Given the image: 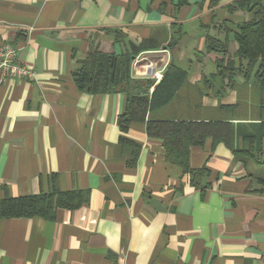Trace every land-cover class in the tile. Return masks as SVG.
Listing matches in <instances>:
<instances>
[{
    "label": "crops",
    "instance_id": "crops-1",
    "mask_svg": "<svg viewBox=\"0 0 264 264\" xmlns=\"http://www.w3.org/2000/svg\"><path fill=\"white\" fill-rule=\"evenodd\" d=\"M232 1L0 0V43L15 44L18 59L36 72L35 81L0 84V198L88 192L80 207L58 208L53 219H0V264H264V164L207 137L189 149V166L207 170L195 187L144 122L120 131L124 92L83 91L71 75L94 49L131 57L156 50L149 56L182 69L185 80L147 120L227 117L238 93H222V54L205 43L207 36L225 43L224 57L238 66L234 32L249 12L228 10ZM142 40L148 49H138ZM146 85L135 91L151 94L155 85ZM120 135L140 144L134 164ZM234 142L240 146V136Z\"/></svg>",
    "mask_w": 264,
    "mask_h": 264
},
{
    "label": "trees",
    "instance_id": "trees-1",
    "mask_svg": "<svg viewBox=\"0 0 264 264\" xmlns=\"http://www.w3.org/2000/svg\"><path fill=\"white\" fill-rule=\"evenodd\" d=\"M186 1L177 0L175 5H183ZM217 1L209 0V6L214 7ZM227 8L230 11L242 9L249 12V18L239 23L234 32L238 45L235 51V56L239 58L237 67L233 60L224 57L228 52L225 43L210 36L206 37V49L222 54V58L217 60L216 71V75L227 79L222 93L229 89H236L238 93L236 103L231 108L225 106L229 112L223 115L227 117L208 120L172 117L147 120V113L154 109L155 103L165 104L171 100L185 80V72L169 65L162 79L155 84L151 94L148 95L146 89L135 91L137 84L146 83L149 87L152 80L140 83L131 77L129 69L132 57L127 52L114 54L91 50L71 74L80 90L90 93L124 92L126 94L125 109L117 117L120 131L127 132L129 125L134 121L144 122L147 134L162 140L165 159L181 167L182 171L187 173L190 184L195 187H201L207 170L204 167L189 166V149L192 146L203 145L207 137H211L214 142H223L237 157L250 158L264 164V160L259 161L257 158V154L264 151V0H233ZM148 47V41L142 40L138 49H148ZM235 75H241L244 82L237 84L233 78ZM250 80L251 84L248 87L247 83ZM242 88L246 92L244 97L240 96ZM247 100L251 101L250 113H247L245 108ZM233 121H237L235 127ZM236 136L241 138L240 146L234 142ZM119 141L126 148L127 163L134 164L140 144L124 135H120ZM263 191L260 189V192ZM87 198L86 190H57L56 188L48 192L5 196L0 198V219L33 216L53 219L58 208L76 209Z\"/></svg>",
    "mask_w": 264,
    "mask_h": 264
},
{
    "label": "built area",
    "instance_id": "built-area-1",
    "mask_svg": "<svg viewBox=\"0 0 264 264\" xmlns=\"http://www.w3.org/2000/svg\"><path fill=\"white\" fill-rule=\"evenodd\" d=\"M159 51L167 52L166 49ZM17 52L18 47L15 44L8 41L0 43V84L9 78L25 81L36 80L35 70L22 63L17 57ZM151 52L141 51L132 57L130 75L132 78L139 76L149 78L152 80L151 85L153 86L162 79L168 60L161 62L157 58H151L149 57Z\"/></svg>",
    "mask_w": 264,
    "mask_h": 264
},
{
    "label": "rangeland",
    "instance_id": "rangeland-1",
    "mask_svg": "<svg viewBox=\"0 0 264 264\" xmlns=\"http://www.w3.org/2000/svg\"><path fill=\"white\" fill-rule=\"evenodd\" d=\"M139 53V52H138ZM149 57H151V58H157V59H159L161 62H164V61H166V60H162L161 58H158V57H154V56H149ZM132 59V58H131ZM168 67V64H167V66H166V68ZM166 70V69H165ZM165 72V71H164ZM164 74V73H163ZM258 173H259V175H264V165H261V166H259V169H258ZM261 179H264V178H261ZM263 183H264V180H263ZM263 188H264V186H263ZM264 190V189H263ZM261 193H264V191L263 192H261Z\"/></svg>",
    "mask_w": 264,
    "mask_h": 264
}]
</instances>
